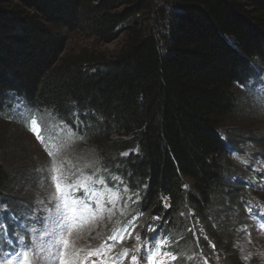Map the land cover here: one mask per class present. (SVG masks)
Wrapping results in <instances>:
<instances>
[{
    "label": "trees",
    "instance_id": "obj_1",
    "mask_svg": "<svg viewBox=\"0 0 264 264\" xmlns=\"http://www.w3.org/2000/svg\"><path fill=\"white\" fill-rule=\"evenodd\" d=\"M77 32L123 43L110 55L71 51ZM263 62L264 0H0V114L19 116L20 97L27 113L71 126L85 144L77 157L136 196L127 218L138 215L139 239L164 225L196 258L246 218L229 118L241 111L236 86ZM13 181L0 164V207ZM229 204L237 215L214 222ZM193 220L206 238L195 240Z\"/></svg>",
    "mask_w": 264,
    "mask_h": 264
},
{
    "label": "rangeland",
    "instance_id": "obj_2",
    "mask_svg": "<svg viewBox=\"0 0 264 264\" xmlns=\"http://www.w3.org/2000/svg\"><path fill=\"white\" fill-rule=\"evenodd\" d=\"M153 2L158 7L166 4V0H153ZM69 39L71 51L86 49L108 55L117 52L123 43L119 38L109 44H100L95 39L86 38L79 32L69 34ZM235 91L241 111L235 112L229 118V124L234 129H229L228 135L232 136L235 141V147L230 152V162L232 168L239 171L238 177L244 183L241 185L242 189L247 191L242 199L245 201L246 218L243 222L234 224L228 231H221L217 241V250L212 247L214 253L208 250L207 255L196 258L191 250L181 251L179 234L169 232L164 225L155 223L150 224V231L147 235V240L151 242L147 243L145 238L142 241L139 240V234L136 232L137 227L140 226L139 220L137 221L138 215L127 218L131 205L137 200L136 196L124 186L109 184L105 175L97 168L99 167L97 164L77 157V151L84 149L85 144L77 137L71 126L62 122L53 128L54 119L47 112L27 113L24 110V100L20 97L13 98L15 107L20 109L19 116L10 118L0 114V146L2 148L0 164L12 171L14 175L11 193L7 195L10 199L9 203L0 207V214L5 213L4 217L0 218V227H3L6 222L8 211L16 216V210H18L23 225L22 230L17 231L19 238L29 239L27 246L31 249L36 250V247L46 249L33 253L32 264H59V257L56 256L57 259H53L56 251L55 239L46 233L50 224L53 222L55 224L59 215L55 208L57 207V196L52 181V176L58 175L62 184L71 181L80 182L90 190L95 185L103 184L105 187L102 188L104 196L99 193L100 196L97 199L90 198L96 210L100 212L95 218L97 223L92 227L88 225L70 239L74 240L73 243L77 250L102 249L106 255L88 256L90 251H87L80 263L74 256L67 257L70 264H113V262L132 264V255L138 257L141 251L143 254L139 257L138 264H143V257L152 250V243L155 239L164 242L162 248L164 252L174 251L177 254L173 253L177 260L182 258L191 264H202L200 259L204 261V264H224L230 249L237 252L241 264H264V62L259 64L255 77L244 86H236ZM32 120L37 122L41 135L47 129L50 131V128L54 133H51L49 138H43L44 142L41 143L30 130ZM221 134L225 139L229 137L224 131H221ZM80 143L82 144L79 145ZM87 150L85 153L89 152ZM49 153L52 154L49 155ZM87 168H94V171H88ZM53 169H57L58 172H54ZM25 174L27 176H24ZM113 180L117 183L121 182L116 177ZM51 206L52 211L49 210ZM250 209L256 210V213L249 211ZM220 210L222 211L220 219L216 221L213 219L218 224L224 223L223 219H227V214L231 213L236 216L238 213L234 204H229L227 209L220 207ZM190 214H193V211ZM40 216L43 228L38 220ZM49 217L47 225L45 221ZM122 220L126 222L123 226L124 234L118 229L114 231L119 221ZM192 224L195 240L202 236L207 237L205 229L208 232V228L204 229L199 220L196 222L193 220ZM209 225L213 228L214 224L210 222ZM63 226L64 223L60 224V227ZM40 228L43 232L38 233ZM113 236H122L123 239L110 240L109 237ZM6 240L7 236L5 239L0 237V264H6L9 259L14 261V264H19L15 255L5 252ZM40 259L41 261L38 262ZM176 259L164 257L166 264H179Z\"/></svg>",
    "mask_w": 264,
    "mask_h": 264
},
{
    "label": "snow or ice",
    "instance_id": "obj_3",
    "mask_svg": "<svg viewBox=\"0 0 264 264\" xmlns=\"http://www.w3.org/2000/svg\"><path fill=\"white\" fill-rule=\"evenodd\" d=\"M32 127H30V130L33 131V133L37 136V139L43 143V137L39 131V126L35 120L31 121ZM52 153H49L51 155ZM124 155H127L126 153ZM54 172H58L57 169H53ZM52 181L55 185L56 192H57V198L60 200L62 207H65L66 205L64 204V200L69 198V194L64 191L66 188L72 187L71 185L67 184H62L61 180L59 179L58 175L52 176ZM100 183H103V181H99ZM74 203L76 202L75 199L73 198ZM85 207H87L85 205ZM79 217H77V221H79ZM72 227H74V224H69L65 227L63 232H57L55 236V256L59 257L61 260V264H70L69 261L64 259V254L66 252V249L68 247V241L65 238V233L68 232ZM110 240H122L123 237H109ZM20 244L23 246L22 250L18 253L19 257V264H32V255H33V250L28 247L27 245H23V238H20ZM164 246V242L155 239L152 243V250L147 253L143 257V264H166V261L164 260V257H171L172 260L176 259V256L173 253L170 252H164L162 250ZM104 256L106 253L102 249H96L94 251H90L88 253V256ZM125 255H127V251H125ZM87 259V258H85ZM138 258L136 255H132L131 261L132 264H138ZM6 264H14V261L11 259L6 261ZM115 264V262H113Z\"/></svg>",
    "mask_w": 264,
    "mask_h": 264
},
{
    "label": "bare ground",
    "instance_id": "obj_4",
    "mask_svg": "<svg viewBox=\"0 0 264 264\" xmlns=\"http://www.w3.org/2000/svg\"><path fill=\"white\" fill-rule=\"evenodd\" d=\"M264 168V167H263ZM248 182V181H247ZM52 213V212H51ZM55 213V212H54ZM57 215V214H56ZM53 217H54V215H53ZM50 218V217H49ZM56 218V217H55ZM53 220V219H52ZM49 223V222H48ZM54 223V222H53ZM55 223H56V221H55ZM48 225V224H47ZM46 225V226H47ZM44 226V225H43ZM43 226H42V228H43ZM45 230V229H44ZM176 250V249H175ZM57 259V258H56ZM130 260V259H129ZM55 263V262H54Z\"/></svg>",
    "mask_w": 264,
    "mask_h": 264
}]
</instances>
